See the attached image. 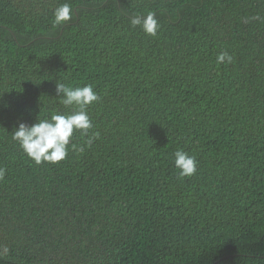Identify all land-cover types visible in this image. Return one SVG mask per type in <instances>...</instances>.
Returning <instances> with one entry per match:
<instances>
[{
  "label": "trees",
  "instance_id": "1",
  "mask_svg": "<svg viewBox=\"0 0 264 264\" xmlns=\"http://www.w3.org/2000/svg\"><path fill=\"white\" fill-rule=\"evenodd\" d=\"M56 83L93 128L36 164L11 133L72 111ZM0 168V264H264V0H0Z\"/></svg>",
  "mask_w": 264,
  "mask_h": 264
},
{
  "label": "clouds",
  "instance_id": "2",
  "mask_svg": "<svg viewBox=\"0 0 264 264\" xmlns=\"http://www.w3.org/2000/svg\"><path fill=\"white\" fill-rule=\"evenodd\" d=\"M73 14L72 7L68 3H63L54 10L53 24L59 25L72 20ZM130 23L132 26H140L147 35H157L159 25L153 12H148L145 16H133ZM216 62L231 63L232 56L227 52H220ZM56 92L57 96H62L61 103L65 107L72 108L70 113H53L49 118H37V122L31 125L20 123L11 133L12 140L17 142L26 156L36 164L62 161L68 154V145L74 131L79 130L82 135L88 136L89 130L93 128L87 108L100 97L93 90L92 85L69 87L63 83H56ZM97 138H99V132H93L86 144L91 145ZM173 164L179 170L180 178L191 176L197 171L195 157L182 150H177L173 154ZM4 172L5 170L0 168V179L3 178ZM8 251V248L4 247L0 250V256L6 255Z\"/></svg>",
  "mask_w": 264,
  "mask_h": 264
}]
</instances>
